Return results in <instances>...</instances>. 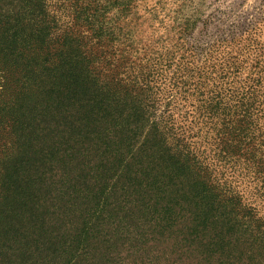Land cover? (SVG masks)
I'll return each mask as SVG.
<instances>
[{
	"label": "trees",
	"instance_id": "obj_1",
	"mask_svg": "<svg viewBox=\"0 0 264 264\" xmlns=\"http://www.w3.org/2000/svg\"><path fill=\"white\" fill-rule=\"evenodd\" d=\"M45 4L0 0V264H81L85 256L91 258L85 264H122L126 254L127 264H264L263 212L247 203L237 186L214 184L210 170L208 180L202 175L205 165L174 132L166 115L159 119L153 114L158 105L153 86L146 85L141 106L122 103L116 96L117 107L145 112L134 127L140 132L134 129L131 135L143 137L137 151L151 146L153 152L146 165L136 168L138 173L126 169L120 180L111 182L97 174L116 169L115 164L101 168L77 161L82 148L76 146L75 130L83 122L96 121L89 119L93 112L80 113L77 90L88 92L82 96L87 107L93 106L88 97L96 92L76 59L62 49L49 52L55 36L33 15ZM193 24L179 23L177 37H184ZM14 60L23 66L19 76L33 83L28 86L31 94L18 92L15 101L9 87ZM22 84L20 88L28 83ZM259 84L252 80L234 102L220 100L214 88L207 91V100H200L204 86L196 89L197 100L204 102L198 110L205 108L203 118L215 130L214 143H220L212 152L222 163L238 165L240 174L253 173L264 191ZM124 116L126 120L131 114ZM170 161L173 166L167 171ZM82 191L94 211L68 197ZM70 254L77 257L68 258Z\"/></svg>",
	"mask_w": 264,
	"mask_h": 264
},
{
	"label": "rangeland",
	"instance_id": "obj_2",
	"mask_svg": "<svg viewBox=\"0 0 264 264\" xmlns=\"http://www.w3.org/2000/svg\"><path fill=\"white\" fill-rule=\"evenodd\" d=\"M45 2L46 6L34 11L33 15L40 18L37 21L43 26L49 25L50 36H55L49 41V52L62 49L76 59L77 66L92 81V90L96 92L88 97L93 106L87 107L83 101L87 99L82 96H88V92L83 87L77 90L76 98L81 100L80 113L86 114L89 110L93 112L89 119L96 118L94 124L83 122L80 124L82 128L75 130L78 135L75 136L78 140L76 146L82 148L78 162L100 165L101 168L105 163L115 164L116 169L97 174L111 178V182L120 180V176L128 171L137 172L136 168L148 163L147 156L153 152L152 147L137 151L142 146L143 137L131 135L134 131L140 132L134 127L142 123L145 112L139 107H134L135 111L120 104L117 107L116 103L119 98L122 103L141 106V102L146 101V85L153 86V96L158 99L153 114L159 119L166 115L174 132H178L189 150L201 160V166L205 165L202 175L208 180L210 170L214 184L227 182L232 187L237 186L247 203L259 206L264 215V191L258 186L259 181L255 180L253 173L252 177L245 172L240 174L238 165L222 163L216 158V151L212 150H216L220 143H214L215 130L203 118L205 108L198 110V105L204 103L199 101L208 99L209 89H216L220 100L234 102L239 91L241 96L244 86L252 85V80L260 82L257 105L264 104V0ZM188 20L195 24L187 27L186 34L179 39V23ZM22 67L14 60V80L8 84L14 93V101L18 92L29 96L33 91L28 87L32 81L19 76L18 68L23 74ZM39 74L48 79V74ZM21 80L28 84L20 88ZM60 82L70 89L66 80ZM198 86L200 90L204 86L205 91V97L200 100H197ZM101 90L109 92L110 98L103 97ZM104 108L108 111H102ZM113 108H118L119 112H112ZM124 113L131 114V117L125 120ZM260 114H264V105ZM130 119L139 121L129 122ZM263 122L261 120V125ZM167 166L168 171L173 166L172 161ZM139 176L142 175L139 173ZM86 193L71 192L68 197L77 198L83 208L94 211V204L88 205L91 201ZM119 230L118 233L123 234L124 230ZM126 257L127 254L122 264H127ZM83 259L86 261L81 264L90 262L91 258L85 256Z\"/></svg>",
	"mask_w": 264,
	"mask_h": 264
}]
</instances>
